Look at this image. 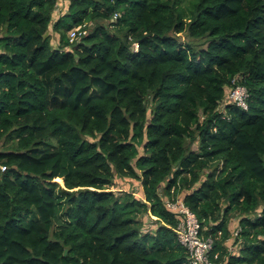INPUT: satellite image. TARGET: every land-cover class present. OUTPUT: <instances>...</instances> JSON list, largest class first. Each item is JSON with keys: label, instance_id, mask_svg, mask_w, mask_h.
Wrapping results in <instances>:
<instances>
[{"label": "trees", "instance_id": "1", "mask_svg": "<svg viewBox=\"0 0 264 264\" xmlns=\"http://www.w3.org/2000/svg\"><path fill=\"white\" fill-rule=\"evenodd\" d=\"M63 3L0 0V264H192L179 201L264 264V0Z\"/></svg>", "mask_w": 264, "mask_h": 264}, {"label": "built area", "instance_id": "2", "mask_svg": "<svg viewBox=\"0 0 264 264\" xmlns=\"http://www.w3.org/2000/svg\"><path fill=\"white\" fill-rule=\"evenodd\" d=\"M118 15L114 17V20L118 19ZM87 25L80 26L69 32V40L71 44H74L77 40L87 35L88 32L85 29ZM85 29V30H84ZM231 103L236 104L245 110L248 109L246 102L247 91L243 87H237L229 94ZM172 210L182 216V223L177 228V236L180 243L185 246L190 253V259L192 264H214L210 258L213 249V240L204 239L201 232V225L196 215L187 207L183 201L168 204Z\"/></svg>", "mask_w": 264, "mask_h": 264}, {"label": "rangeland", "instance_id": "3", "mask_svg": "<svg viewBox=\"0 0 264 264\" xmlns=\"http://www.w3.org/2000/svg\"><path fill=\"white\" fill-rule=\"evenodd\" d=\"M63 1L64 0H60V3H63ZM64 4V3H63ZM61 8H62V5H61ZM89 24V23H88ZM85 25H87V24H85ZM90 26H88V28L90 29V28H92V26H93V24L92 23H90L89 24ZM87 28V27H86ZM85 30V29H84ZM86 33L88 32V31H85ZM183 39H185V37L183 38ZM78 41H80V39L78 40ZM53 42L54 43H58L59 42V38L58 37H55V35H54V38H53ZM76 42H77V40H76ZM229 99V98H228ZM229 103H231V101H230V99H229ZM227 105V103H225L224 105H222L221 106V109L222 110H224V106H226ZM63 181V180H62ZM60 183V182H59ZM118 183H119V187L121 188V190L120 191H131V189H132V187H133V182H128V181H125V180H119L118 179ZM61 184V183H60ZM63 187H64V182H63V184H61ZM137 186V185H136ZM136 188V187H135ZM170 204V203H169ZM143 221L146 223V225H147V228H148V225L150 226V229H156L157 228V225L156 224H154L153 223V221L152 220H150L148 217H144L143 218ZM230 246H231V251H237L238 250V248L237 247H233V245H231L230 244Z\"/></svg>", "mask_w": 264, "mask_h": 264}, {"label": "crops", "instance_id": "4", "mask_svg": "<svg viewBox=\"0 0 264 264\" xmlns=\"http://www.w3.org/2000/svg\"><path fill=\"white\" fill-rule=\"evenodd\" d=\"M62 1V0H61ZM61 5H62V8H61ZM65 6V4H63V3H60V0H59V12H62V11H65V8L66 7H64ZM64 7V8H63Z\"/></svg>", "mask_w": 264, "mask_h": 264}, {"label": "water", "instance_id": "5", "mask_svg": "<svg viewBox=\"0 0 264 264\" xmlns=\"http://www.w3.org/2000/svg\"><path fill=\"white\" fill-rule=\"evenodd\" d=\"M65 255H67V252L65 253Z\"/></svg>", "mask_w": 264, "mask_h": 264}]
</instances>
